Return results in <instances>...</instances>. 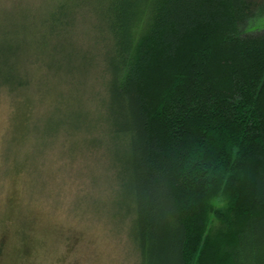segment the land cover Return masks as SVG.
Segmentation results:
<instances>
[{
  "label": "trees",
  "instance_id": "16d2710c",
  "mask_svg": "<svg viewBox=\"0 0 264 264\" xmlns=\"http://www.w3.org/2000/svg\"><path fill=\"white\" fill-rule=\"evenodd\" d=\"M87 22L141 262L264 264V0H0V90Z\"/></svg>",
  "mask_w": 264,
  "mask_h": 264
},
{
  "label": "rangeland",
  "instance_id": "374dc122",
  "mask_svg": "<svg viewBox=\"0 0 264 264\" xmlns=\"http://www.w3.org/2000/svg\"><path fill=\"white\" fill-rule=\"evenodd\" d=\"M87 25L76 26L71 50L39 55L26 89L0 90V264H143L102 76L82 58L102 53ZM225 205L211 201L206 234Z\"/></svg>",
  "mask_w": 264,
  "mask_h": 264
}]
</instances>
